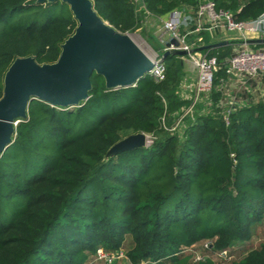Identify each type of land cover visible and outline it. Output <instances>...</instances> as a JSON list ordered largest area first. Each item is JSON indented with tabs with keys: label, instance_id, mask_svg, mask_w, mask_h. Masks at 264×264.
Listing matches in <instances>:
<instances>
[{
	"label": "trees",
	"instance_id": "trees-1",
	"mask_svg": "<svg viewBox=\"0 0 264 264\" xmlns=\"http://www.w3.org/2000/svg\"><path fill=\"white\" fill-rule=\"evenodd\" d=\"M92 1L117 30L140 27L134 0ZM144 2L161 17L197 7V0ZM215 2L238 21L264 13V0ZM77 25L62 0H0V98L15 58L57 61ZM237 42L203 51L223 64ZM178 59L165 56L164 79L147 74L118 89L94 73L90 97L75 107L32 100L28 118L0 154V264H83L99 246L119 252L128 240L134 264L182 263L184 250L197 241H211L217 253L252 238L264 221V94L255 100L244 90L240 104L224 102L231 75L222 66L211 93L215 108L192 118L183 132L167 130L159 119L170 123L189 101L177 93ZM158 126L151 145L107 157L126 131L150 133ZM226 264H264V243Z\"/></svg>",
	"mask_w": 264,
	"mask_h": 264
},
{
	"label": "water",
	"instance_id": "water-1",
	"mask_svg": "<svg viewBox=\"0 0 264 264\" xmlns=\"http://www.w3.org/2000/svg\"><path fill=\"white\" fill-rule=\"evenodd\" d=\"M53 2L56 0H37ZM70 5L78 25L62 44L57 61L39 63L33 56L17 57L4 76L0 98V154L13 143L17 125L28 118L32 100L40 99L52 106L75 107L90 97L91 77L102 75L106 87L118 89L135 85L152 68L149 55L129 33H123L104 20L92 0H62ZM222 40L197 49H211L228 44ZM179 46L171 38L167 46ZM186 55L183 49L166 51ZM147 146L145 132L130 134L116 142L107 157Z\"/></svg>",
	"mask_w": 264,
	"mask_h": 264
},
{
	"label": "built area",
	"instance_id": "built-area-1",
	"mask_svg": "<svg viewBox=\"0 0 264 264\" xmlns=\"http://www.w3.org/2000/svg\"><path fill=\"white\" fill-rule=\"evenodd\" d=\"M149 11V10H147ZM163 31L169 34L170 39L179 40V46H167L163 52L155 55H149L152 61V68L148 74L162 80L166 77V61L165 52H171L176 49L186 50L191 56L194 66H196L198 76L195 86V95L192 103L188 106L189 112L194 107L206 101L207 105H212L211 93L215 87L214 80L218 70L224 66L232 76H241L242 81L246 84L250 79H258L264 75V44L258 47H252L247 42L248 34H257L264 38V13L259 17L249 20H236L232 11L218 8L215 0H197L196 9L181 8L174 9L168 16L163 19ZM201 32L209 34H217L219 32H239L243 37L237 43L234 54L225 59L224 63H220L217 56L208 54L196 55L195 48L199 47L201 41ZM197 35V39L188 41L189 37ZM200 35V36H199ZM169 39V40H170ZM235 75V76H236ZM260 80V79H258ZM230 103L236 104V100H230ZM211 107V106H210ZM231 108L228 106L223 112L227 123H229V115ZM167 130L175 131L178 126L166 127ZM147 136V146L151 145L154 139ZM208 246V245H207ZM229 251V248H228ZM227 253V249L219 251ZM124 256V251H119L108 255L102 250L98 251L97 258H104L108 264H115V260Z\"/></svg>",
	"mask_w": 264,
	"mask_h": 264
},
{
	"label": "rangeland",
	"instance_id": "rangeland-1",
	"mask_svg": "<svg viewBox=\"0 0 264 264\" xmlns=\"http://www.w3.org/2000/svg\"><path fill=\"white\" fill-rule=\"evenodd\" d=\"M134 2L141 16V25L136 31L131 32L129 34L148 55H155L158 52H162L163 47H165L166 43L170 39L169 34H166V32L163 31V19L165 18V16L162 17L157 16L147 11L144 0H134ZM229 34L230 35H228L229 37L228 39L230 38L233 39L234 34L233 33H229ZM235 48L236 45L233 48L234 51ZM202 54L204 53L203 52L196 53V55H202ZM178 58H179L178 60H180L181 63L183 64L181 80L183 81L184 79H186L188 80V82L190 81L191 84V76L192 78H194V80H197L196 77L198 76L196 66L192 65L193 62L192 58L191 56H189V54L179 55ZM241 80L242 79H239V77H237L234 80H230L225 84L226 86L224 88V95H222L221 98L224 102L229 103V100H231L230 97H232V100L233 99L239 100L240 98L242 99L244 98L245 95L244 96L237 95L238 97H236L233 94L236 91L240 93L244 92V90L248 91L247 89H245V87H243L245 86V84ZM250 83L252 84V86ZM250 83L249 84L251 91L253 90L252 91L253 93L251 94L252 98L255 100L260 99L261 96L264 94L263 93L264 78H262L260 84L256 82L253 83L251 81ZM251 91L248 92L251 93ZM251 96H247L249 97L248 99H252ZM191 103H192V99L188 101V104L185 107H183L182 110H180L178 113L172 116V120L170 121V123H168L169 120H167V118L165 119L163 117L160 118L159 119L160 127L162 126L165 128L166 126L170 128L177 125L178 128L175 131L179 130L180 132H183L186 123L191 122L192 118H195L201 114H206L212 111L211 107H214L212 105H210L211 106L210 107L209 105L206 104V101H202L201 103L197 104L194 107V109L191 110V112H189L187 110H188V106ZM160 127L158 126L157 130L152 131L150 133H146V135L150 137L149 139H155L158 136V134L161 131ZM130 134L133 133H131V131H126L125 133L126 136ZM263 243H264V221L261 225L257 226L254 229L253 236L249 241H247L246 243L234 245V247L229 248V251L227 249V253L226 252L222 253V255L221 253L219 254V252L217 253L216 251L214 252L212 247H210L212 246L211 241L209 242V241L201 240L193 243L190 247L184 250L185 253L182 256L183 257L182 263H178L174 260H169L162 263L161 260V262H156V263L153 261H141L140 264H201V261L207 260L208 258L212 259L215 264H226L229 261L242 259L251 249L258 248ZM128 246H129V240L126 241L125 244H123V246L120 249V251L121 250L124 251V256L116 259L115 264H134L127 256V250L129 248ZM206 248H209V250L208 249L205 250ZM232 248L235 249L232 251ZM99 250H102L103 253L105 252L108 255L116 253V251L113 249H109L104 246H99L97 248V251L95 253H92L90 257L83 264H108L104 260V258H97V254Z\"/></svg>",
	"mask_w": 264,
	"mask_h": 264
},
{
	"label": "crops",
	"instance_id": "crops-1",
	"mask_svg": "<svg viewBox=\"0 0 264 264\" xmlns=\"http://www.w3.org/2000/svg\"><path fill=\"white\" fill-rule=\"evenodd\" d=\"M234 34V38L233 39H228V35H230L228 32H219L217 34H209V38L207 39H203L201 37V41H199V47L203 46V45H206V44H209V43H213V42H218V41H222V40H227V41H235V40H238V42L240 41V39L243 37L242 33H239V32H232ZM197 36V35H196ZM193 39H197V38H193ZM167 40V39H166ZM207 40V41H206ZM237 42V43H238ZM247 42L250 46L252 47H258V46H261L264 44V38H261L259 35L257 34H248L247 35ZM166 47V45H165ZM165 47H163V51L165 49ZM198 48V47H197ZM195 48V52H203L204 54L206 53L205 51L202 50H199ZM162 51V52H163ZM179 56V55H178ZM192 65L194 66V63L192 62ZM236 75V74H235ZM234 74L230 77V80H234L235 78L239 77V79H241L240 76L236 75L235 76ZM262 77L264 78V75L260 76L258 79H253V80H256V83L260 84V82L262 81ZM197 79V77H196ZM182 81V80H181ZM195 81V83H194ZM242 81V80H241ZM250 83V82H249ZM248 82L245 84V89H247L248 91H251V88H250V84ZM195 86H196V80H194V78H192L191 76V84H190V81L188 82V80L184 79L181 83H180V86L178 87V90H177V93L178 95L183 98V99H187V100H190L194 97L195 95ZM252 86V85H251ZM260 87V85H259ZM253 91V90H252ZM264 93V92H263ZM236 97H238L237 95H241L242 96V93L236 91L235 93H233ZM230 97V96H228ZM232 97H230L231 99ZM238 104H240V102H243L244 100L240 101V100H236Z\"/></svg>",
	"mask_w": 264,
	"mask_h": 264
}]
</instances>
